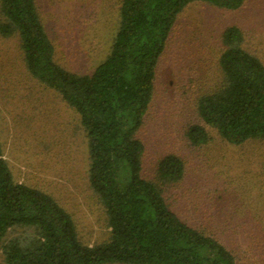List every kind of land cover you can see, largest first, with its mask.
I'll use <instances>...</instances> for the list:
<instances>
[{"label": "trees", "instance_id": "trees-1", "mask_svg": "<svg viewBox=\"0 0 264 264\" xmlns=\"http://www.w3.org/2000/svg\"><path fill=\"white\" fill-rule=\"evenodd\" d=\"M194 2L236 10L245 0H121L108 55L91 73H77L56 61L36 0H0V36L18 38L30 78L78 116L88 182L109 229L107 241L85 244L73 216L51 194L15 179L0 138L3 264H239L238 224L192 226L169 206L166 188L185 175L179 156L160 158L155 180L143 175L145 144L138 133L158 63L179 15ZM221 40V80L197 100L204 125H191L186 135L196 146L210 140L206 127L232 146L264 141V63L244 48L240 27H227Z\"/></svg>", "mask_w": 264, "mask_h": 264}, {"label": "rangeland", "instance_id": "rangeland-1", "mask_svg": "<svg viewBox=\"0 0 264 264\" xmlns=\"http://www.w3.org/2000/svg\"><path fill=\"white\" fill-rule=\"evenodd\" d=\"M120 3L36 0L56 61L91 73L110 51ZM233 25L243 31L244 48L264 63V0H245L236 10L188 5L160 57L138 137L145 144V178L156 179L158 161L168 153L184 162L183 179L164 193L171 209L192 226L238 224L239 236H233L239 264H264V141L232 146L206 127L210 140L196 146L186 135L191 125H204L197 100L221 80V35ZM0 115V138L15 179L51 194L73 216L85 244L107 241V218L88 182L87 138L78 116L56 92L30 78L17 37L0 36Z\"/></svg>", "mask_w": 264, "mask_h": 264}]
</instances>
